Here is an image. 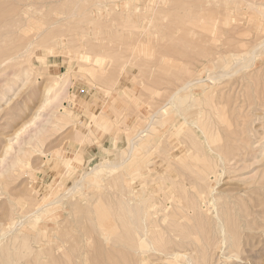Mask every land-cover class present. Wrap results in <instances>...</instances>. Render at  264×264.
<instances>
[{
	"label": "rangeland",
	"instance_id": "374dc122",
	"mask_svg": "<svg viewBox=\"0 0 264 264\" xmlns=\"http://www.w3.org/2000/svg\"><path fill=\"white\" fill-rule=\"evenodd\" d=\"M0 264H264V0H0Z\"/></svg>",
	"mask_w": 264,
	"mask_h": 264
},
{
	"label": "bare ground",
	"instance_id": "6f19581e",
	"mask_svg": "<svg viewBox=\"0 0 264 264\" xmlns=\"http://www.w3.org/2000/svg\"><path fill=\"white\" fill-rule=\"evenodd\" d=\"M204 28V27H203ZM176 99H178V98H176ZM178 100H176V102H177ZM192 102V101H191ZM179 103V102H178ZM91 123H92V121H90ZM93 123H95V122H93ZM222 147V146H221ZM178 151V150H177ZM177 155H178V153H177ZM182 156V155H181ZM177 157V156H176ZM175 158V157H174ZM183 159V158H182ZM128 166V165H127ZM162 195V194H161ZM203 211V210H202ZM178 216V215H177ZM193 226V225H192ZM137 234V233H136ZM130 240V239H129Z\"/></svg>",
	"mask_w": 264,
	"mask_h": 264
}]
</instances>
